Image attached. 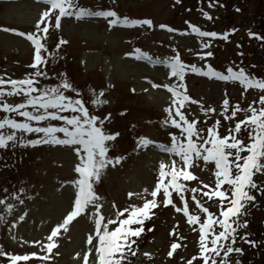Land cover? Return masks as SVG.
I'll return each mask as SVG.
<instances>
[{"label":"rangeland","instance_id":"rangeland-1","mask_svg":"<svg viewBox=\"0 0 264 264\" xmlns=\"http://www.w3.org/2000/svg\"><path fill=\"white\" fill-rule=\"evenodd\" d=\"M218 1L226 3L227 11H222ZM76 2L79 7L91 12L110 10L121 19H147L153 24L152 28H109L108 21L100 17L82 20L63 18L61 28H50L47 40L42 41L52 55L43 68L45 75L38 78L37 87H56L67 81L76 92L67 91L65 94L86 101L91 114L102 119L110 115L104 130L109 134H119L116 140L108 142V156L122 158L121 162L115 167L108 166L99 182L94 184V191L100 197L98 203L102 205L99 214L105 217L106 222L109 218H116L117 210L129 205L142 206L145 200L153 199L149 193L158 182L160 163L167 165L171 160L179 159L160 152L154 146L148 149L137 147L140 138L168 145L170 133L179 135V130L164 123L167 116L165 109L171 106L173 98L162 87L176 85L177 80L170 78V69L157 61H170L179 55L186 65H195L205 71L207 66L223 74H227L229 67L236 71L244 68L250 76L264 80V40L249 38L248 31L246 35H241L257 16H264L261 14L264 10L259 11L253 0ZM209 3L213 7H209ZM46 8L40 0H0V76L19 80L35 71L30 67L34 62V47L25 36L17 33H35V25ZM204 12L212 19H206ZM189 24L201 31L217 34L223 29L220 35H230L227 41L220 39L219 42L200 38L191 32ZM161 25L174 31L168 32ZM261 31L260 37H264V27ZM60 40L67 43L61 45ZM204 42L211 46L203 48ZM137 49L152 57V63L137 60ZM207 52L212 55L201 59ZM183 84L186 94L199 102L184 109L188 119L199 121L201 129L220 121L222 135L227 134V129L233 127L236 120H243L248 115L240 112L235 120H225L220 115L225 98L230 102L231 111V106L237 104L242 109H247L249 105L258 108L260 105L254 102L264 95L259 90L244 92L237 83L209 79L190 71L186 73ZM101 91L104 95L100 99L107 103L95 106L91 101ZM6 99L8 103L21 102V97ZM201 106L204 110L215 109V112L205 115ZM230 111L225 115H230ZM13 118L22 121L20 117ZM52 123L59 126L58 122ZM37 138L35 134L25 137L26 140ZM241 138L248 142L246 133ZM77 163L74 151L64 146L41 144L23 147L17 144L0 149V199L5 201L0 204V253L7 254L0 255L1 261L10 264L7 256L35 253L49 258H33L22 264H82V257L91 247L87 239L94 231L95 208L77 217L66 231L61 232L55 241L58 246L51 254L43 247L49 243L47 238L51 230L62 223L73 206L75 189L71 182L78 178L74 171ZM213 168V165L208 168L193 167L190 171L197 179L182 183L189 189L201 188V182L214 186V176L209 170ZM253 179L264 189V174H257ZM130 193L135 195L130 198ZM251 194L256 199L244 209L246 214L241 221L247 222V228L239 229V233L254 241L255 247L239 240L234 247L242 248L243 254H231V258H227L228 264H237V261L240 264H264V193L253 190ZM185 196L190 214L205 218L191 200L192 193L186 192ZM197 197L211 213L218 215L216 202L201 197L199 193ZM173 199L177 206H183L175 193ZM156 200L159 206L152 210L151 219L145 221L144 232L133 246L138 252L132 264H188L198 255V232L191 230L192 226L182 213H177L172 206H164L162 193ZM173 232L182 239L170 235ZM172 243H180L181 247L170 258L168 253ZM222 257L223 253L221 257H214L217 264H221ZM193 264H202V261L196 259Z\"/></svg>","mask_w":264,"mask_h":264},{"label":"snow or ice","instance_id":"snow-or-ice-1","mask_svg":"<svg viewBox=\"0 0 264 264\" xmlns=\"http://www.w3.org/2000/svg\"><path fill=\"white\" fill-rule=\"evenodd\" d=\"M40 2L47 8L35 25L36 32L17 33L25 36L34 47V62L30 67L35 71L27 78L19 80L0 76V113L3 114L0 116V149L15 147L17 144L23 147L50 144L69 147L78 158V163L74 168L78 178L71 182L72 188L75 189L73 206L62 223L51 230L47 238L49 243L43 246L47 252L51 254L52 250L58 246L55 242L56 238L62 231L67 230V226L73 220L80 215L87 214L90 208H95L97 218L93 221L94 231L87 239V244L91 247L82 257V264H124L129 253L132 256L136 255L133 246L144 232L145 221L151 219L152 210L159 206L156 198L161 193L164 206H172L177 213H182L186 217V222L192 226L191 230L198 232V255L189 260L188 264H193L196 259L202 261V264H209V262L217 264L214 257H221L222 253L221 264H228L227 258L231 254H243L242 248L234 247L239 240L255 247V242L240 235L239 229L247 228V222H242L241 217L246 214L244 209L248 204L256 199L255 195L251 194L252 191L264 193V189H261L253 179L257 174H264V95L254 102L260 105L258 108L249 105L247 109H242L237 104L231 106V111L230 102L225 98L222 102L223 112L220 113L225 120H235L240 112H246L248 115L243 120H236L234 126L227 129V134L222 135L219 131L220 121H216L212 127L201 129L198 127L199 121L188 119L184 109L189 104L199 102L192 100L186 94L187 89L183 81L186 73L190 71L209 79L237 83L244 92L249 90L264 92V80L250 76L244 68L236 71L229 67L226 69L227 74H223L207 66L205 71L195 65H186L179 55L170 61H157L170 69V78L177 80L176 85L166 84L162 87L173 98L171 106L165 109L167 116L164 123L179 130V135L170 133L168 145L140 138L137 147L148 149L154 146L160 152L179 159H173L167 165L160 163L158 182L154 190L149 193L153 199L145 200L142 206L129 205L123 210H117L116 218H109L105 222V217L99 214L102 205L98 203L100 197L94 191V184L99 182L102 172L108 166L115 167L121 162L122 158L113 159L108 156V142L116 140L119 134H109L104 130V124L110 119V115L102 119L98 115L91 114L89 108L86 107V101L65 94L67 91L76 92L67 81L56 87H37L38 78L45 75L43 68L48 64L52 55L42 41L47 40L50 28L54 27L56 30L61 28L63 18L82 20L87 17H100L108 21L109 28L142 26L152 28L153 24L147 19H121L115 11L110 10L91 12L79 7L76 0H40ZM176 2L179 3L180 0ZM209 7H213V4L209 3ZM203 15L206 19H212L207 12ZM160 27L166 28L168 32L174 31L164 25ZM189 27L191 32L200 38L227 41L230 35V33L218 35L216 32L201 31L190 24ZM5 31L8 30L5 29ZM37 33H42V35ZM250 37L264 40V37L252 33ZM59 43L63 45L67 41L60 40ZM210 46L208 42L202 44L203 48ZM135 51L138 53L135 56L137 60L152 63V57L138 49ZM211 55V52H207L205 56H201V59ZM154 87L159 86L154 85ZM103 95V91L99 92L91 103L95 106L107 103L100 99ZM10 97H21V102L8 103L6 98ZM201 108L205 115L215 112L212 108L207 110H204L203 106ZM229 111L230 115H225ZM65 113L71 115H65ZM14 116L22 118V121L13 118ZM52 122H58L59 126ZM245 133L248 142L241 138ZM18 134H20L19 137ZM32 134L38 138L25 139L26 136ZM209 165L214 166L213 169H209L214 176V186L201 182V188L189 189L185 183H182V181L197 179L190 171L191 168H208ZM189 191L192 193L191 200L195 203V207L204 214L205 218L190 214L189 202L185 196V193ZM173 193L179 198L182 207L174 202ZM197 193L218 204V215L211 213L209 208L201 203ZM132 195L135 194L130 193V198ZM4 203L5 201L0 199V204ZM113 225L115 227L110 228ZM170 235L182 239L175 232ZM180 247V243H172L168 253L169 257L171 258ZM0 255L7 254L0 253ZM145 255L149 254L145 253ZM33 258L45 260L49 257L37 256L35 253L7 256L10 264H22ZM237 264L240 262L237 261Z\"/></svg>","mask_w":264,"mask_h":264},{"label":"trees","instance_id":"trees-1","mask_svg":"<svg viewBox=\"0 0 264 264\" xmlns=\"http://www.w3.org/2000/svg\"><path fill=\"white\" fill-rule=\"evenodd\" d=\"M255 1V3H256V7L257 8H259V11H261V9L262 10H264V0H253V2ZM254 3V4H255ZM224 4H226V3H224V2H222V1H218V6L219 7H221L222 8V11L223 12H225V11H227V9H226V6L224 5ZM233 12H235V11H233ZM261 14H264V13H261ZM263 21H264V16H257V18L255 19V20H253V22H252V24L250 25V26H247L246 28H245V33H243L242 32V34L241 35H246V32L248 31V33H247V36L249 37V38H251L250 37V33H252V34H254V35H256V36H262V29H263V27H264V24H262L263 23ZM263 25V26H262ZM250 27V28H249ZM237 29V28H236ZM261 29V30H260ZM260 32H259V31ZM221 33L220 34H222V32H223V29H221V31H220ZM258 33H260V34H258ZM220 34H218V35H220ZM214 41L215 42H219L220 41V39H214ZM238 41V40H237ZM229 66H231V65H229ZM222 68V67H221ZM220 68V69H221ZM134 250L136 251V253L138 252L137 251V249H136V247H134ZM136 256V255H135ZM135 256H132L131 255V253H129L128 254V256H127V260L124 262V264H132L133 263V261H134V259L136 258ZM231 258V256H229L228 257V259H230ZM242 263V262H241ZM0 264H7V263H5V262H3V261H1L0 260Z\"/></svg>","mask_w":264,"mask_h":264}]
</instances>
